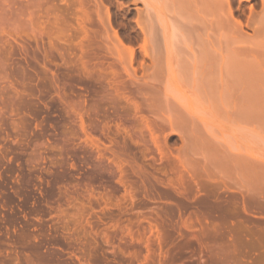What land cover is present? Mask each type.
<instances>
[{
	"label": "rangeland",
	"instance_id": "1",
	"mask_svg": "<svg viewBox=\"0 0 264 264\" xmlns=\"http://www.w3.org/2000/svg\"><path fill=\"white\" fill-rule=\"evenodd\" d=\"M14 1L0 0V180L9 188H0V264H264L260 2L234 0L220 23L189 25L165 10L158 19L141 0H97L106 51L73 24L82 12L58 41L63 0H48L51 12L37 0L33 17L29 0L34 30L25 34L35 43L25 40L40 58L27 75L13 59ZM115 52L126 71L93 65L99 55L115 64ZM39 101L55 127L33 121ZM138 139L155 148L154 160L138 158L157 181L149 190L115 157ZM97 147L114 166L115 189L91 180ZM81 167L98 172L84 179Z\"/></svg>",
	"mask_w": 264,
	"mask_h": 264
},
{
	"label": "bare ground",
	"instance_id": "2",
	"mask_svg": "<svg viewBox=\"0 0 264 264\" xmlns=\"http://www.w3.org/2000/svg\"><path fill=\"white\" fill-rule=\"evenodd\" d=\"M38 1H41V0H38ZM53 1L54 0L50 1L51 4L53 3ZM55 1H57V0H55ZM141 1L144 3L146 9L149 8V9H152L155 12V14H156L158 19H161L160 16L164 17V14H163L162 10L163 11L165 10L166 12L170 13L171 15L182 19L186 24H189V25H191L193 23H198V24L220 23L219 21L221 19H220V15H218V14L219 13L224 14L225 10L229 11L231 6H232V4L234 3V0H162L161 2H158V4H156V5H159V9H160V13H161L160 14L158 9H157V6L152 3L154 0H141ZM258 1L260 2V7L262 9V12H264V0H258ZM14 2H15V4H12ZM14 2L11 3L13 11H14L13 6L15 5V12L12 11V13H13L12 15L14 17V19L12 17V19H13L12 21H14L13 22L14 23L13 25L15 26V28H14L15 30L14 31L17 34V36H14L15 39H14V44H13L14 45V53H13V55H15V57L13 59H14L16 65H18L19 67L23 66L21 68H24L25 65H29L27 67H31L30 65L32 63L38 62V60L40 58V57L38 58V55H37V51H40V50L36 51L37 48H36L35 45H34V47L36 49H33L31 47V44L27 42V41L30 42L32 39L26 37L28 34L31 33V31L34 30V28L31 27V24H29L30 21L32 22V20L28 21L27 17H25V16H28V15H26L27 13H25V10L31 5V3L33 1L30 3V5H29V0H15ZM34 2H35V0H34ZM36 2H37V0H36ZM43 2L45 4L41 6L42 9L44 11L51 12L52 10H46V8L45 9L43 8L44 6L45 7H47V6L50 7V5L47 4L49 1L48 0H45V1L42 0V2H40V3L43 4ZM63 2H64L63 8H61L60 12H59V18L61 20V27H62V29H61L62 30V34L59 31L60 32V36H59V38H56V39H58V41L59 40L64 41L63 40V36H64V38L69 37V31L71 30V23L74 21L73 18L77 17L76 15H77L78 12L79 13L82 12V13H80V14H82V17L79 19V15H78V19H76L77 22H73V24H76L77 26H79L80 29L86 33V40L90 44V46H93L94 43H99L100 46H101V49L109 51V49L107 47V45H110L109 42L106 39L104 41L103 38H102V34H103V31H105V28H104V25H103V22H102L101 14L99 12V3L97 2V0H63L61 3H63ZM39 5H40L39 2L36 3V6L31 5V7L34 6V8L32 9V14H31L32 17H33V14H35V13H33V10H34V12H35V10H37L36 13L38 15ZM53 5H57L58 6V4H53ZM76 6H77V10H76L77 12L74 11V9L72 10V8H71V7H74L76 9ZM49 7H47V9ZM56 8H58V7H56ZM49 9H52V8L50 7ZM27 10H29V12H31L30 11L31 9H27ZM70 10H72L73 14L70 13ZM43 12H42V15H40V16H43V17H44V15L48 16L49 13L46 14L45 12L44 13ZM75 12H76V14H75ZM14 14H15V16H14ZM51 14H53V12ZM51 14H50L51 17L54 16V14L53 15H51ZM46 17H45V19L48 18V17L47 18ZM71 18H72V20H69ZM29 19H30V17H29ZM50 19H52V18H49V20ZM26 22L27 23L29 22L28 23V27H30V29H31L30 31H29L28 28H25V27H27ZM225 22H229V18H226ZM55 24H57V23H55ZM263 24H264V20H263ZM24 25H26V26H24ZM22 29L23 30L25 29V30L23 31ZM26 29H27V31H26ZM76 29H75V31H76ZM58 30H60V29H57V32H58ZM259 31L260 32H264V25H262L261 28H259ZM21 32L24 33L25 38L22 36L23 33L21 34ZM27 32H29V33L27 34ZM63 33H64V35H63ZM71 34H72V32H71ZM61 36H62V38H61ZM104 38H106V37H104ZM25 39H27V41ZM35 40H37V39H35ZM65 41H67V40H65ZM31 42H33V41H31ZM34 43H35V41L33 42V44ZM38 47L41 48V46L39 45V42H38ZM147 50L148 49L145 46L144 47L145 57H146V55H148ZM112 56H114V58L117 60L116 62H114L116 65L113 64L112 62H109L108 57L103 58L102 55H99V56L94 58L95 62L93 63V65L96 68L97 67L98 68H103L104 66L109 65L110 68L114 67L116 69H123V70L126 71V68H125L126 65L124 66V62L120 61V57L121 56L123 57L122 53L121 52H115V53L112 54ZM34 66H35V64H34ZM27 67H25L20 72H22L24 74H27V75H32L34 71L33 72H31V71L29 72V70L26 71ZM35 67H37V66H35ZM39 67H41V66H39ZM43 67H42V69H43ZM18 69L20 70V68H18ZM35 71H38V70L35 69ZM96 76H97L96 84H97L99 90H101L104 87L102 77L99 76V75H96ZM148 86L149 87H153V85H148ZM30 88H32V90L34 89L32 85L30 86ZM153 89H158V86H156V88H153ZM135 90L139 91V90H141V87L140 86H136ZM33 91L36 92L35 89ZM30 98H29V101H31L30 103H32V101H34V100L33 99L31 100ZM39 99L40 98H38V100ZM38 100H36V101H38ZM38 103H39L38 107L40 109L38 108L37 110H39V111L35 112V114L33 113L31 115H33V117H32L33 121H36L39 118H43L44 119L43 120L44 121V125L42 126V129L47 130V129L50 128L51 125H53V123L57 124L58 118L51 115V112L48 110V105L44 104V101L43 102L39 101ZM149 106L151 108H153V104H150ZM150 113H151V115L153 117L156 115V114H154L151 111H150ZM150 116H148V112H147V120H149L154 125L153 126L154 128L158 129L159 131H163L164 130L163 124L158 122V121H156V120H154ZM69 120L71 121L70 122L71 124L73 122L75 124V118L74 117L70 116ZM55 126L53 125V127H55ZM73 129L75 130L74 127H73ZM65 142H66V140H65ZM68 143L66 145H68ZM66 148H68V147H66ZM154 155H155V148H153L150 145V143L148 141L144 140V139L136 140L134 147H129L126 143H123V146L120 148L119 152L117 151L115 153V157L116 158L122 159L127 164L126 169L129 172H131L136 177L137 182L138 181L140 182V186L141 185L145 186V187H147L148 190H149L148 187L151 188L152 185L155 182L157 184V181H154L152 178H150V180L152 179V181L154 182V183L151 184V182L149 180V175H148L150 172L144 166H141V165L138 164V158L139 159H143V160L152 161V160H154ZM90 156L92 157V164L91 165L93 166L90 169L93 170V168L94 169L96 168V169H98V171L100 173L98 171H96V170L93 171V172L91 170L90 172L92 174H96L98 172L95 176L92 175L93 176L92 177L91 175H89L90 172L88 171V168H87V171H85L81 167L85 171V172L82 173L81 177L84 176V179H85V177L87 179L92 177V179H91L92 181L93 180L94 181L97 180V182H98V180H99L100 182H103V184H108L113 189H115V187L112 185V181L116 177V172H115L114 166L109 163V157L106 155V152L104 150L100 149L99 147H97L96 148V152L94 154L90 153ZM86 172H87L88 175H86ZM54 176H56V177H54ZM54 176H53L54 178H57V181L59 180L58 177H60V180H61V178L63 180V177L66 178L65 177L66 173H65V171L59 172V170H58V171H56L54 173ZM88 176H90V177H88ZM52 180H53V183H54V179H52ZM0 181H1L0 183L3 182L2 180H0ZM57 181H55V182L57 183ZM97 182H94V184L97 183ZM97 184H99V183H97ZM50 185H53V184L50 183ZM5 187H7L6 189L9 190L7 185H5L3 183L0 184V188L1 189H5ZM47 193H49V192H47ZM47 193H46V195H49L51 193V191H50L49 194H47ZM52 193H53V191H52ZM7 194L10 196V192L7 193ZM50 195L52 196L54 194H50ZM3 196H4V198L5 197L7 198V196H5V195H3ZM10 197H13V196H10ZM10 197H9V199H10ZM9 199H5V200H8V201L11 202V200H13L14 198H11V200H9ZM5 202H7V201H5ZM56 252L57 251L54 250V252H53L54 255H56ZM49 253H50V256L52 257L53 254H52V252H50V249H49ZM49 253H48V255H49ZM57 254H59V257L61 256L60 253H57ZM53 257H56V256H53ZM53 257H52V259H53ZM53 260H56V259H53ZM58 261H59V259L57 260V262ZM62 261H63V263L65 262L64 259ZM60 264H61V262H60ZM66 264H67V262H66Z\"/></svg>",
	"mask_w": 264,
	"mask_h": 264
}]
</instances>
